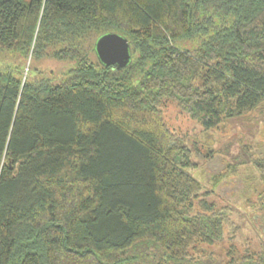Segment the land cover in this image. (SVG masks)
I'll return each mask as SVG.
<instances>
[{
  "label": "trees",
  "instance_id": "trees-1",
  "mask_svg": "<svg viewBox=\"0 0 264 264\" xmlns=\"http://www.w3.org/2000/svg\"><path fill=\"white\" fill-rule=\"evenodd\" d=\"M106 32L129 42L121 69L92 59ZM0 56V264H125L148 242L184 260L220 239L226 208L162 106L204 131L264 125V0H0ZM57 61V81L38 69ZM230 245L215 264H264Z\"/></svg>",
  "mask_w": 264,
  "mask_h": 264
},
{
  "label": "rangeland",
  "instance_id": "rangeland-1",
  "mask_svg": "<svg viewBox=\"0 0 264 264\" xmlns=\"http://www.w3.org/2000/svg\"><path fill=\"white\" fill-rule=\"evenodd\" d=\"M94 62H99L96 54ZM6 61L0 56V69ZM69 62L57 61L39 64L38 69L46 76L53 74L54 81L60 77ZM163 117L170 128L184 136L192 149L193 165L186 170L198 178L206 193L203 197L216 207L226 208L222 236L211 245H200L198 251L190 252L184 260L169 259L154 242H148L129 257L125 264H153L165 261L169 264H215L226 258L227 248L235 243L241 250L251 246L264 249V204L255 201L253 189L258 182V172L251 158L264 155V125L253 128L225 123L217 128L202 130L199 122L181 112L174 102L162 106ZM230 163L231 168H229ZM225 170V171H224ZM221 181L214 183L213 176L228 172ZM264 202V201H263ZM236 248V247H235Z\"/></svg>",
  "mask_w": 264,
  "mask_h": 264
},
{
  "label": "water",
  "instance_id": "water-1",
  "mask_svg": "<svg viewBox=\"0 0 264 264\" xmlns=\"http://www.w3.org/2000/svg\"><path fill=\"white\" fill-rule=\"evenodd\" d=\"M95 50L104 64H115L124 67L130 59L127 38L116 32H106L95 41Z\"/></svg>",
  "mask_w": 264,
  "mask_h": 264
},
{
  "label": "bare ground",
  "instance_id": "bare-ground-1",
  "mask_svg": "<svg viewBox=\"0 0 264 264\" xmlns=\"http://www.w3.org/2000/svg\"><path fill=\"white\" fill-rule=\"evenodd\" d=\"M101 35H102V34H101ZM98 37H99V36H98ZM98 37H97V38H98ZM97 38H96V39H97ZM95 41H96V40H95ZM128 43H129V42H128ZM93 48H94V53L96 54V56H97L98 61H99L100 64L105 65V66H109V65H111V66H114V67L117 68V69H121V68H118L115 64H104V63H102L101 60H100L99 57H98V54H97L96 50H95V42H94V47H93ZM129 53H130V47H129ZM129 61H130V59H129ZM128 63H129V62H128ZM128 63H127V64H128ZM127 64H126V65H127ZM126 65H125V66H126ZM125 66H124V67H125ZM122 68H123V67H122Z\"/></svg>",
  "mask_w": 264,
  "mask_h": 264
}]
</instances>
